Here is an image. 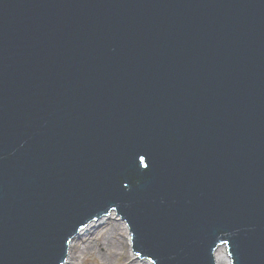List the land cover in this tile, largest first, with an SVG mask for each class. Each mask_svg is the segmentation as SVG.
Masks as SVG:
<instances>
[{"label": "water", "instance_id": "1", "mask_svg": "<svg viewBox=\"0 0 264 264\" xmlns=\"http://www.w3.org/2000/svg\"><path fill=\"white\" fill-rule=\"evenodd\" d=\"M111 210L155 264H264V0H0V264Z\"/></svg>", "mask_w": 264, "mask_h": 264}, {"label": "rangeland", "instance_id": "2", "mask_svg": "<svg viewBox=\"0 0 264 264\" xmlns=\"http://www.w3.org/2000/svg\"><path fill=\"white\" fill-rule=\"evenodd\" d=\"M101 221L104 222L108 221L110 225L105 229L104 228L100 229L97 239L95 241H92L91 246L85 250L84 256H82L81 258L82 260H80L81 263L83 264H142L143 263L142 261L146 262L147 259L142 258L141 256L137 255L134 252L133 247L131 245L132 239L130 235L129 225L117 213L116 210H111L109 214L104 215L101 218H98L97 220H94L92 224L97 222L98 224H100ZM91 226L92 225L89 222L85 227H83L84 228L83 230H86ZM125 228H127L128 231H126ZM80 239H81L80 237L74 238L75 241ZM107 241H111V244L113 246L112 250L107 249L106 252L105 250H100L99 244L101 242L106 243ZM69 251L70 248L68 250V256H69ZM84 257L86 258L85 262H83Z\"/></svg>", "mask_w": 264, "mask_h": 264}, {"label": "bare ground", "instance_id": "3", "mask_svg": "<svg viewBox=\"0 0 264 264\" xmlns=\"http://www.w3.org/2000/svg\"><path fill=\"white\" fill-rule=\"evenodd\" d=\"M100 221V220H98ZM94 221H91L90 224L92 225L91 227L87 228L86 230L81 229L80 233L78 234V236L76 237H80V240H72L70 243V251H69V256L67 257V260L64 264H83L80 262V260H82V256H84L85 250L88 249L91 244L92 241H95L99 235V231L102 228H106L108 227L110 224L108 221L104 222L101 221L100 224L94 223L92 224ZM126 231H128L127 228H125ZM112 238V236H111ZM130 238V237H129ZM94 239V240H93ZM80 243V245H79ZM100 250H105V252L107 251V249L112 250V244L111 241H107L105 242H101L99 244ZM85 257L83 258V262H85ZM216 260L218 264H230V259L229 256L227 254L226 251L224 250H219L216 253ZM142 264H153L152 262H150L148 259L145 261H142Z\"/></svg>", "mask_w": 264, "mask_h": 264}]
</instances>
